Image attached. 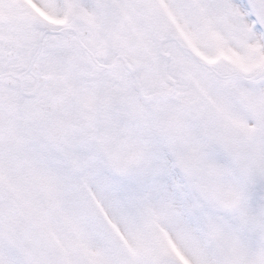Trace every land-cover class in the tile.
I'll list each match as a JSON object with an SVG mask.
<instances>
[{"label": "snow or ice", "instance_id": "1", "mask_svg": "<svg viewBox=\"0 0 264 264\" xmlns=\"http://www.w3.org/2000/svg\"><path fill=\"white\" fill-rule=\"evenodd\" d=\"M0 264H264V0H0Z\"/></svg>", "mask_w": 264, "mask_h": 264}]
</instances>
